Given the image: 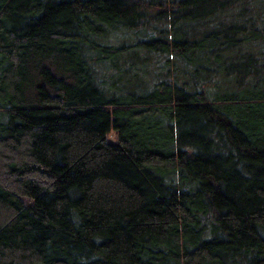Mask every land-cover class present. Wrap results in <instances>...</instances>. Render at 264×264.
Instances as JSON below:
<instances>
[{"label": "trees", "instance_id": "trees-1", "mask_svg": "<svg viewBox=\"0 0 264 264\" xmlns=\"http://www.w3.org/2000/svg\"><path fill=\"white\" fill-rule=\"evenodd\" d=\"M0 264H264V0H0Z\"/></svg>", "mask_w": 264, "mask_h": 264}, {"label": "rangeland", "instance_id": "rangeland-1", "mask_svg": "<svg viewBox=\"0 0 264 264\" xmlns=\"http://www.w3.org/2000/svg\"><path fill=\"white\" fill-rule=\"evenodd\" d=\"M109 140H115V132L111 131L110 135H109Z\"/></svg>", "mask_w": 264, "mask_h": 264}]
</instances>
